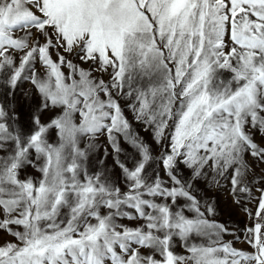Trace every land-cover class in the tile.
Returning <instances> with one entry per match:
<instances>
[{"label":"snow or ice","instance_id":"obj_1","mask_svg":"<svg viewBox=\"0 0 264 264\" xmlns=\"http://www.w3.org/2000/svg\"><path fill=\"white\" fill-rule=\"evenodd\" d=\"M0 264H264V0H0Z\"/></svg>","mask_w":264,"mask_h":264},{"label":"rangeland","instance_id":"obj_2","mask_svg":"<svg viewBox=\"0 0 264 264\" xmlns=\"http://www.w3.org/2000/svg\"><path fill=\"white\" fill-rule=\"evenodd\" d=\"M220 199H221V201L224 200L223 195H221ZM217 218L221 219L222 221L223 220H229L233 224V226H235L237 222H239L240 220L243 219V216L241 214L237 213L235 208H227L226 207L225 211H224V215L218 216ZM226 239L231 240L232 237L229 236V237H226ZM234 247H236L237 249H243L246 251L250 250L244 242H237L234 244Z\"/></svg>","mask_w":264,"mask_h":264}]
</instances>
